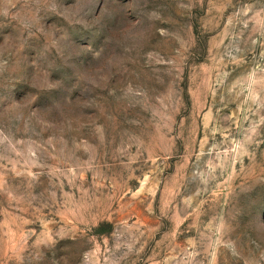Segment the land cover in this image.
I'll list each match as a JSON object with an SVG mask.
<instances>
[{
  "label": "rangeland",
  "instance_id": "rangeland-1",
  "mask_svg": "<svg viewBox=\"0 0 264 264\" xmlns=\"http://www.w3.org/2000/svg\"><path fill=\"white\" fill-rule=\"evenodd\" d=\"M0 264H264V0H0Z\"/></svg>",
  "mask_w": 264,
  "mask_h": 264
}]
</instances>
